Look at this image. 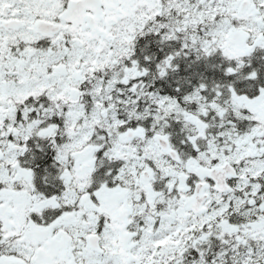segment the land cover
<instances>
[{"label": "snow or ice", "instance_id": "1", "mask_svg": "<svg viewBox=\"0 0 264 264\" xmlns=\"http://www.w3.org/2000/svg\"><path fill=\"white\" fill-rule=\"evenodd\" d=\"M0 264H264V0H0Z\"/></svg>", "mask_w": 264, "mask_h": 264}]
</instances>
